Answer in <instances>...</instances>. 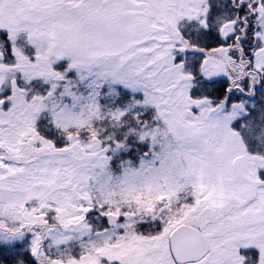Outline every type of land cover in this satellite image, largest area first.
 Here are the masks:
<instances>
[{"label": "snow or ice", "instance_id": "6c2138e0", "mask_svg": "<svg viewBox=\"0 0 264 264\" xmlns=\"http://www.w3.org/2000/svg\"><path fill=\"white\" fill-rule=\"evenodd\" d=\"M0 264H264V0H0Z\"/></svg>", "mask_w": 264, "mask_h": 264}]
</instances>
